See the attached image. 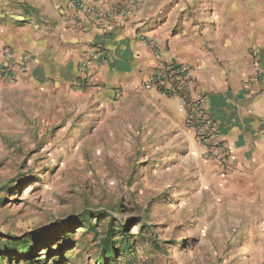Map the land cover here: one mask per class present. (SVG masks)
Returning a JSON list of instances; mask_svg holds the SVG:
<instances>
[{
	"label": "rangeland",
	"instance_id": "rangeland-1",
	"mask_svg": "<svg viewBox=\"0 0 264 264\" xmlns=\"http://www.w3.org/2000/svg\"><path fill=\"white\" fill-rule=\"evenodd\" d=\"M22 4L0 0V24ZM148 93L107 117L47 120L0 85V238L42 229L33 259L0 252L1 264H99L109 224L130 242L117 264H264L259 224L217 193L184 122L159 115L170 99Z\"/></svg>",
	"mask_w": 264,
	"mask_h": 264
},
{
	"label": "crops",
	"instance_id": "crops-1",
	"mask_svg": "<svg viewBox=\"0 0 264 264\" xmlns=\"http://www.w3.org/2000/svg\"><path fill=\"white\" fill-rule=\"evenodd\" d=\"M26 1L15 24H0V57L5 45L16 54L27 52L28 70L0 85L17 92L42 119L61 117L65 108L89 119L107 117L115 105L144 91L141 84L155 59L139 34L150 36L164 60L191 66L196 78L189 88L191 101L205 97L218 139L228 145L232 160L226 171L203 159L196 147L213 172L217 193L262 227L264 89L249 78L255 65L264 68V0H137L130 20L106 34L94 15L87 14L86 23L65 0ZM85 1L106 8L117 0ZM95 46L104 57L85 71L96 86L78 88L75 81L85 73L80 62ZM145 92L156 99L154 91ZM176 101L160 100L159 115L172 117L183 130L184 115L177 112Z\"/></svg>",
	"mask_w": 264,
	"mask_h": 264
},
{
	"label": "built area",
	"instance_id": "built-area-1",
	"mask_svg": "<svg viewBox=\"0 0 264 264\" xmlns=\"http://www.w3.org/2000/svg\"><path fill=\"white\" fill-rule=\"evenodd\" d=\"M75 12H81L83 20L89 22L87 14L94 15L101 33H108L113 26L125 25L133 15L137 0H117L106 8H99L85 0H65ZM140 42L150 48L155 59L152 70L141 84L144 91H154L161 98L176 99L177 110L184 115V125L192 132L193 138L201 150L205 160H214L222 171L231 164V153L225 141L218 139V125L205 107V97L198 95L191 101L189 88L195 83V76L189 64L172 60H164L156 49V42L148 35L139 34ZM255 52V51H254ZM104 53L100 46L87 50V55L80 62L84 75L75 81L78 88L95 87L96 81L86 73L96 61L103 59ZM30 55L27 52L16 54L9 46L1 49L0 82H14L19 74L28 70ZM250 82L262 84L264 89V68L255 65ZM264 236V224L261 227Z\"/></svg>",
	"mask_w": 264,
	"mask_h": 264
},
{
	"label": "trees",
	"instance_id": "trees-1",
	"mask_svg": "<svg viewBox=\"0 0 264 264\" xmlns=\"http://www.w3.org/2000/svg\"><path fill=\"white\" fill-rule=\"evenodd\" d=\"M101 214L102 213L100 211H97L94 212L93 216L96 219H99ZM88 217L89 215L85 213L82 215L81 219L87 220L89 222L90 220L88 219ZM89 225L91 226L92 223L89 222ZM40 230L41 231H39L38 233L30 232L28 234H24L23 236L9 235V239L0 238V252L3 254L12 253L13 255H21L25 260L33 259V253L35 251L33 241L37 242V239L41 236L42 229ZM117 231L123 232V228L119 230H113V226L109 224L105 230L104 235L101 237L100 250L97 255V261L99 264H106L107 261H113L114 264H117V252L119 251L122 253H126V251L130 249V242L124 235H122V238H119L117 240L115 239ZM2 258L3 257L0 255V264Z\"/></svg>",
	"mask_w": 264,
	"mask_h": 264
}]
</instances>
